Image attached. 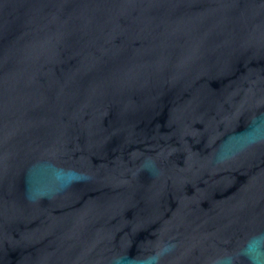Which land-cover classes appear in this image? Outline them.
Segmentation results:
<instances>
[{"label":"water","instance_id":"obj_1","mask_svg":"<svg viewBox=\"0 0 264 264\" xmlns=\"http://www.w3.org/2000/svg\"><path fill=\"white\" fill-rule=\"evenodd\" d=\"M0 264H264V0H0Z\"/></svg>","mask_w":264,"mask_h":264}]
</instances>
